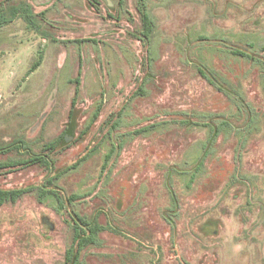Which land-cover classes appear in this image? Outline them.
Segmentation results:
<instances>
[{
  "label": "rangeland",
  "instance_id": "1",
  "mask_svg": "<svg viewBox=\"0 0 264 264\" xmlns=\"http://www.w3.org/2000/svg\"><path fill=\"white\" fill-rule=\"evenodd\" d=\"M145 3L2 1L0 264H264V0Z\"/></svg>",
  "mask_w": 264,
  "mask_h": 264
},
{
  "label": "trees",
  "instance_id": "2",
  "mask_svg": "<svg viewBox=\"0 0 264 264\" xmlns=\"http://www.w3.org/2000/svg\"><path fill=\"white\" fill-rule=\"evenodd\" d=\"M3 0H0V28L8 22L6 18V14L1 6ZM92 2H95V0H90ZM146 0H137V10L140 15V21H141V37L142 40H145V42H149L151 39V35L153 33V22L146 10ZM244 56L243 54H240ZM39 62H37L35 65H33L32 70H34L38 66ZM76 83H78V79H76ZM79 93L78 86L75 87L74 90V97L71 101L70 105V111H69V118L72 116L73 109L76 105V97ZM100 107H98L93 115V120H95L99 114ZM83 134V132L81 133ZM65 137V136H64ZM63 135L60 136L55 142L49 144L47 148H50V150L54 149L56 145L60 143L62 140ZM33 162H40L42 158H35L32 159ZM78 163L74 164L71 168H74ZM65 173V172H62ZM62 173L59 175H56L53 177V179L59 177ZM52 178L48 179V184H51L53 181ZM38 194L40 198H43L47 193H49V190L46 189L44 185L37 188ZM28 189H20V190H11V191H5L0 190V206H2L6 202H16L24 193H26ZM78 198V195H72L69 198V201H73ZM58 203L61 205L60 198L57 196ZM104 230V228L98 224L95 220H89L86 217L79 216L77 214H74L72 217V231H73V240L71 246L66 250L65 257H64V264H82L80 260L81 253L84 249H86L89 246L96 245L98 243V236L99 234Z\"/></svg>",
  "mask_w": 264,
  "mask_h": 264
}]
</instances>
